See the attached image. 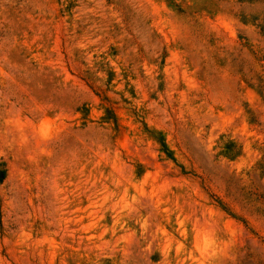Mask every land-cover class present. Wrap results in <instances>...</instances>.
I'll return each instance as SVG.
<instances>
[{
    "label": "rangeland",
    "instance_id": "1",
    "mask_svg": "<svg viewBox=\"0 0 264 264\" xmlns=\"http://www.w3.org/2000/svg\"><path fill=\"white\" fill-rule=\"evenodd\" d=\"M0 264H264V0H0Z\"/></svg>",
    "mask_w": 264,
    "mask_h": 264
},
{
    "label": "trees",
    "instance_id": "2",
    "mask_svg": "<svg viewBox=\"0 0 264 264\" xmlns=\"http://www.w3.org/2000/svg\"><path fill=\"white\" fill-rule=\"evenodd\" d=\"M3 176H4V173L1 174V178H3Z\"/></svg>",
    "mask_w": 264,
    "mask_h": 264
}]
</instances>
